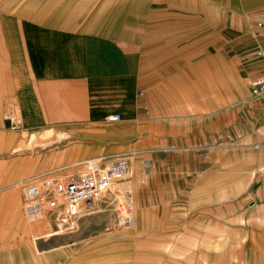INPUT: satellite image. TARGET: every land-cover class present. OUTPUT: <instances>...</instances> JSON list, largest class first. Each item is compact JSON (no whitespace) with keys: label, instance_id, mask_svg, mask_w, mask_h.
Listing matches in <instances>:
<instances>
[{"label":"crops","instance_id":"0c3cea01","mask_svg":"<svg viewBox=\"0 0 264 264\" xmlns=\"http://www.w3.org/2000/svg\"><path fill=\"white\" fill-rule=\"evenodd\" d=\"M160 61L172 78H225L223 108L239 110L229 128L240 118L264 126V96L252 93L264 73V0H0V264L35 254L23 181L95 158L136 168L150 157L146 166L166 175L168 205L186 196L202 173L205 122L157 117Z\"/></svg>","mask_w":264,"mask_h":264},{"label":"rangeland","instance_id":"374dc122","mask_svg":"<svg viewBox=\"0 0 264 264\" xmlns=\"http://www.w3.org/2000/svg\"><path fill=\"white\" fill-rule=\"evenodd\" d=\"M196 67L190 61V72ZM156 68L157 117L167 125L168 112L176 122L185 118L205 122L198 180L176 205H168L164 170L155 173L156 167L146 166L150 157L139 159L136 168L129 164L132 225L128 228L119 225L116 203L108 195L95 212L76 220L55 211L33 220L24 187L38 180L23 181L22 209L35 249L27 264H264V126L244 127L240 118L229 128L239 110L223 108L230 102L225 78L219 80L212 72L200 80L192 73L172 78L176 73H168V61L158 62ZM224 71L239 91V80L229 69ZM172 128L181 134L186 127ZM165 157L158 159L166 167ZM71 169L35 179L62 176Z\"/></svg>","mask_w":264,"mask_h":264},{"label":"built area","instance_id":"2783aa9c","mask_svg":"<svg viewBox=\"0 0 264 264\" xmlns=\"http://www.w3.org/2000/svg\"><path fill=\"white\" fill-rule=\"evenodd\" d=\"M252 93L264 96V73L252 80ZM7 118H12L7 114ZM120 115L107 118L121 121ZM131 170L126 159L101 157L90 159L73 167L62 176L30 179L24 187L29 218L39 219L47 213L56 212L76 220L97 210V203L107 195L116 203L118 223L122 228L132 225Z\"/></svg>","mask_w":264,"mask_h":264},{"label":"bare ground","instance_id":"6f19581e","mask_svg":"<svg viewBox=\"0 0 264 264\" xmlns=\"http://www.w3.org/2000/svg\"><path fill=\"white\" fill-rule=\"evenodd\" d=\"M97 208V207H96Z\"/></svg>","mask_w":264,"mask_h":264}]
</instances>
